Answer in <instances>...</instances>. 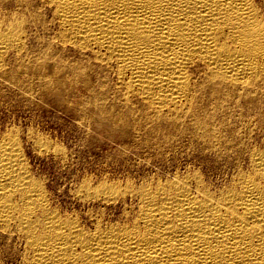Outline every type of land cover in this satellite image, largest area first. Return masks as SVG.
<instances>
[{
  "label": "bare ground",
  "instance_id": "bare-ground-1",
  "mask_svg": "<svg viewBox=\"0 0 264 264\" xmlns=\"http://www.w3.org/2000/svg\"><path fill=\"white\" fill-rule=\"evenodd\" d=\"M28 60L50 83L46 63L64 73L78 123L132 130L163 166L81 189L122 207L115 223L80 224L4 128L0 243L22 244L20 264H264V0H0V76Z\"/></svg>",
  "mask_w": 264,
  "mask_h": 264
},
{
  "label": "rangeland",
  "instance_id": "rangeland-1",
  "mask_svg": "<svg viewBox=\"0 0 264 264\" xmlns=\"http://www.w3.org/2000/svg\"><path fill=\"white\" fill-rule=\"evenodd\" d=\"M36 34L40 35L38 39L42 41L48 33L45 34L38 28ZM69 55L73 56L72 53ZM6 65L8 67H5L6 70L0 76L1 94L5 99L4 105H0V132H4V128L17 131L24 145L27 166L36 181L42 183L52 205L63 217L76 219L80 224H93L95 217L102 220L101 224L115 223L121 213L119 208L122 207L121 203H117V206L100 205L97 201L94 203L93 200L79 199L78 192L85 191L86 187L92 189L98 185H114V183L121 188L128 179L139 181L144 175L155 172L158 166L163 164L147 160L146 162L149 163L145 162L144 148L130 129H105L94 122L86 128L87 125L78 123L80 100L64 90V86L68 84L64 73L53 74V66L50 63L44 65V73L52 76L53 83L48 82V79L34 70L32 61L28 60L21 67ZM45 82H48L47 85ZM26 133L30 135L26 136ZM35 138L41 139L40 142L45 140L44 142L49 143L37 142ZM34 141L40 143L42 147L45 146L43 148L40 146L41 149ZM44 148L47 150H43ZM178 153L177 159L175 158V162L171 163L170 167L173 169L178 164L182 170L187 166L188 160L184 152ZM207 171L204 172L206 176L212 175L211 178L214 180L220 181V177L222 178L221 173L213 171L214 174ZM216 175L217 177L214 178ZM78 187L79 190L76 191ZM0 245L2 247L0 264H20L22 244L19 241L10 239Z\"/></svg>",
  "mask_w": 264,
  "mask_h": 264
}]
</instances>
